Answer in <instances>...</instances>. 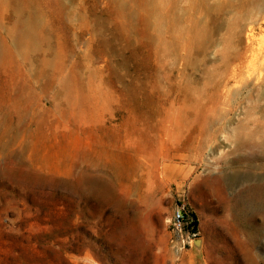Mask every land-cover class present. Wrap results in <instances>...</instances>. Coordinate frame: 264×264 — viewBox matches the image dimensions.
<instances>
[{
  "label": "rangeland",
  "instance_id": "obj_1",
  "mask_svg": "<svg viewBox=\"0 0 264 264\" xmlns=\"http://www.w3.org/2000/svg\"><path fill=\"white\" fill-rule=\"evenodd\" d=\"M201 1L179 4L189 26L205 29L200 54L186 52L181 35L154 43L155 0H62L70 19L41 7L50 59L64 46L85 88L75 106L61 105L51 82L44 90L0 69V264H264L263 82H230L222 117L202 134L164 136L176 83L210 89L224 71L222 48L248 61L264 49L259 0H205L208 14ZM0 18V30H11L9 12ZM31 84L37 98L26 99ZM238 127L260 132L249 149L229 141ZM76 157L97 165L79 183Z\"/></svg>",
  "mask_w": 264,
  "mask_h": 264
},
{
  "label": "bare ground",
  "instance_id": "obj_2",
  "mask_svg": "<svg viewBox=\"0 0 264 264\" xmlns=\"http://www.w3.org/2000/svg\"><path fill=\"white\" fill-rule=\"evenodd\" d=\"M48 1L51 3L49 4L47 3V1L44 2V0H0V14L3 13L4 11L9 12L10 17L13 20L11 30H0V69L6 70V67L9 66V68L13 70L14 73L13 75H16L14 80H16L19 76H22V74L25 75V77H27L26 76L27 74L28 75L27 78L34 80L36 84H38L40 81H43L42 83H44L43 84L44 90L48 86H50L48 84H50L49 82H51L55 86L54 95L56 98L60 99L61 105L75 106L80 96L81 97L83 96L82 92L84 91L85 83H83L81 74L77 72L76 64H72V66L66 65L67 57L64 54V48H62L64 46L60 48L57 47L58 48V50H56L57 53L54 54V57L52 59H50L52 53L51 51H49V47L52 41L49 34V30H43L45 28V24L40 19L41 7L44 5L45 7L49 5V7L52 8L56 12V14L62 19H64L65 17L70 19L71 16L68 12L69 10L68 7L63 5L62 0H48ZM141 1H142L141 3L143 4L144 0ZM148 1L149 0H147V2ZM180 2L181 0H159V2L155 0L156 3L155 7L152 8L150 6L152 18H154L155 21L154 43L157 45L160 44L164 32H166L167 34L171 33L170 36L172 38L174 37L175 38L174 40H176L177 37L181 35L184 37L182 41L184 42L185 45L184 50L187 49L186 52L192 50L194 54H200L202 51H204L205 44H203L202 42L205 38V29L202 28L200 25H198V23H194V22L192 27L189 26V22H191V20L188 18H187V22L183 20V17L179 14ZM122 3L123 2H119L117 6V11L120 14H123L124 12V7ZM201 4L202 5L199 8L200 11L208 14L209 11H211V7L207 4L205 0L201 1ZM257 7L263 9L264 0H259V2L257 3ZM164 25H165V29L163 30L162 27ZM170 30H172V32ZM163 40L165 39L163 38ZM181 47L183 46L181 45ZM155 48H157V46ZM171 53H173V51H171ZM174 53L176 54V52ZM219 53L221 56L224 71L218 75L219 79H217V81L214 82V84L212 85V87H210V89L204 87L203 82L201 84L200 83L193 84L197 86L194 88H192L189 83L175 84V89L172 90V97L174 98L175 102L173 105L169 104L171 106L172 113H169L166 119L167 122H170L171 127L169 129H166L165 133L164 130L161 129L165 134L164 135L165 138H170L171 140H177V139L179 140L183 132H188V131L193 132V134H195L194 132L198 134H202L205 129L208 130L207 126L210 123L219 121L220 117H222L221 116L222 113H220L221 112L220 106L223 105L225 101V97H223V93L228 90L227 87L229 86L230 82H233L235 86L242 84L244 85L246 84L245 83L246 81L250 80L251 76H254V80L256 81L261 80L260 83L263 82V87H264V49H261L260 57L257 56H254L253 58L251 57L252 58L251 61H248L247 56H243V54L240 52L237 55L229 54V51H226L222 48ZM176 58L178 59L177 56ZM54 59L57 61H53ZM176 62L177 60L175 59L173 63L176 64ZM180 62L181 63L179 66L184 67L181 59ZM191 62L192 61H190V63ZM196 62L198 68L203 66L200 63L202 62L201 60H198ZM200 73L205 74L206 72L204 70H200ZM244 73L247 74L246 75L247 79L243 78ZM70 76L72 79L71 82H68L66 79H68V77ZM27 78H25L24 81L27 82L28 81ZM199 78L201 79L203 78V76H199ZM21 80L23 81V79ZM22 85H24V83ZM32 85L33 84L28 85L29 87H26V94L24 98H26L27 96H32L37 98V96L33 94L34 91L32 92ZM22 88L25 91V87L22 86ZM49 88H51V86ZM21 97L22 96H20V98ZM262 97H264V94H261L260 99ZM20 98L18 94L15 100L11 102L13 107L19 108V106L23 104L20 103ZM214 111H217L216 114H214ZM261 111H262V115L264 116V109H261ZM157 122L158 121H156V123ZM163 125L165 127L166 123L165 124L163 123ZM261 132L263 133V131ZM258 133L260 132L249 131V128L247 127H238L237 129H234V132L232 131L229 141H231L232 146L236 150L243 147L249 149V143L252 140H254V136L256 137ZM152 135L155 136L156 134L152 133ZM160 140H162V138H160ZM164 141L166 142V140ZM160 142L163 144L162 141ZM105 158H106L105 162H108L109 157L105 156ZM98 160L101 161L100 158ZM96 166L97 165L94 162L91 161L88 162L80 157L79 158L76 157L74 161L76 182L77 183L80 182L82 174H86L88 177L91 178L89 170L94 171ZM100 180L105 184L104 186L105 188L111 186V182H109L106 178H101Z\"/></svg>",
  "mask_w": 264,
  "mask_h": 264
},
{
  "label": "built area",
  "instance_id": "obj_3",
  "mask_svg": "<svg viewBox=\"0 0 264 264\" xmlns=\"http://www.w3.org/2000/svg\"><path fill=\"white\" fill-rule=\"evenodd\" d=\"M173 225H174V228L178 230V232H181L182 225L183 226L187 225L184 215L180 209H177L176 213L173 216Z\"/></svg>",
  "mask_w": 264,
  "mask_h": 264
},
{
  "label": "trees",
  "instance_id": "obj_4",
  "mask_svg": "<svg viewBox=\"0 0 264 264\" xmlns=\"http://www.w3.org/2000/svg\"><path fill=\"white\" fill-rule=\"evenodd\" d=\"M184 218L186 219V217H184ZM189 224H191V226H193V227L196 225L195 222H191V223L189 222Z\"/></svg>",
  "mask_w": 264,
  "mask_h": 264
}]
</instances>
